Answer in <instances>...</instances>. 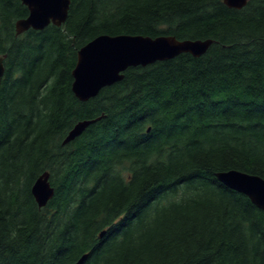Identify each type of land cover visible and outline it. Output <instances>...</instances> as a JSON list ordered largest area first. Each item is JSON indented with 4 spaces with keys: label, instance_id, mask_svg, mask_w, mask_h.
<instances>
[{
    "label": "trees",
    "instance_id": "trees-1",
    "mask_svg": "<svg viewBox=\"0 0 264 264\" xmlns=\"http://www.w3.org/2000/svg\"><path fill=\"white\" fill-rule=\"evenodd\" d=\"M28 14L0 0V264H264V211L217 178L264 179V0H71L62 27L17 36ZM100 35L214 43L81 102L72 72Z\"/></svg>",
    "mask_w": 264,
    "mask_h": 264
},
{
    "label": "water",
    "instance_id": "water-1",
    "mask_svg": "<svg viewBox=\"0 0 264 264\" xmlns=\"http://www.w3.org/2000/svg\"><path fill=\"white\" fill-rule=\"evenodd\" d=\"M28 9V16L16 22V35L30 30L43 31L48 26L62 27L69 15L71 0H21ZM251 0H223L231 9L241 10ZM213 40H178L174 36L155 38L141 35H100L83 46L72 72V91L81 102H87L124 78L129 68L147 67L157 62L172 60L181 54L195 58L203 56ZM5 57L0 58V85L5 74ZM97 120L78 122L67 134L64 145L76 140ZM218 180L230 189L245 195L264 211V179L238 170L217 174ZM32 194L40 208L48 205L55 190L50 183L49 173L41 175L32 188ZM87 255L76 264H83Z\"/></svg>",
    "mask_w": 264,
    "mask_h": 264
}]
</instances>
